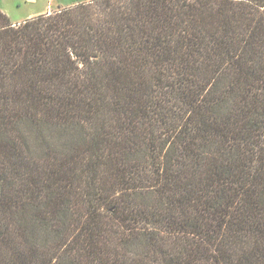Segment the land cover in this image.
I'll return each instance as SVG.
<instances>
[{
    "label": "trees",
    "instance_id": "trees-1",
    "mask_svg": "<svg viewBox=\"0 0 264 264\" xmlns=\"http://www.w3.org/2000/svg\"><path fill=\"white\" fill-rule=\"evenodd\" d=\"M0 264H264V0L0 10Z\"/></svg>",
    "mask_w": 264,
    "mask_h": 264
},
{
    "label": "crops",
    "instance_id": "crops-1",
    "mask_svg": "<svg viewBox=\"0 0 264 264\" xmlns=\"http://www.w3.org/2000/svg\"><path fill=\"white\" fill-rule=\"evenodd\" d=\"M21 1L22 0H0V10L6 13L14 24L51 11L50 3L41 6L39 0H24L25 5L29 4L27 9H25ZM23 8L25 10L23 12L20 11L23 10Z\"/></svg>",
    "mask_w": 264,
    "mask_h": 264
},
{
    "label": "rangeland",
    "instance_id": "rangeland-1",
    "mask_svg": "<svg viewBox=\"0 0 264 264\" xmlns=\"http://www.w3.org/2000/svg\"><path fill=\"white\" fill-rule=\"evenodd\" d=\"M39 1L41 3V6H44L45 4L50 3L49 4L50 7H51V11L50 12H52V11H55V10L59 9V7H67V6L76 4L78 2L90 1V0H39ZM21 2L23 3V7L25 9H27V7H28L29 4L25 5L24 0H22ZM28 3H29V1H28ZM24 8H23V10H20V11L23 12L25 10Z\"/></svg>",
    "mask_w": 264,
    "mask_h": 264
}]
</instances>
